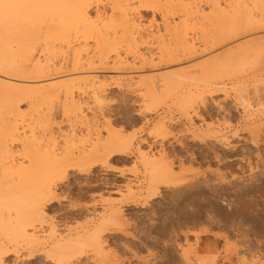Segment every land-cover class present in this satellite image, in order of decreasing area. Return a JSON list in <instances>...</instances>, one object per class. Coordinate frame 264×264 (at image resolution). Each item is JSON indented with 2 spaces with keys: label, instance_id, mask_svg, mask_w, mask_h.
<instances>
[{
  "label": "rangeland",
  "instance_id": "obj_1",
  "mask_svg": "<svg viewBox=\"0 0 264 264\" xmlns=\"http://www.w3.org/2000/svg\"><path fill=\"white\" fill-rule=\"evenodd\" d=\"M164 1L159 0V2L156 5L157 7L156 6L154 8L152 7L153 9L146 8V7L145 8L141 7L140 9L138 8L139 10L137 9V11L134 12V17H133L136 24L139 26H142L140 28L144 32L143 33L144 37L150 36L149 38L151 41L148 39V42H150V44H152V45H149V46L153 47L150 49L148 46L149 43L146 44L147 40L144 41L145 40L144 39L142 41L145 43V45L149 49L145 45L144 46L142 45L144 43H139L137 45L138 46L142 45V46L140 48L138 47L139 49L137 48L136 54H144V55H146V57H148V55L152 54L153 55L152 57L153 58L155 57L153 59L154 61L152 64L148 61L147 64L142 65L141 64L142 62L140 61V59H138L139 58L138 56L135 55L133 57V55L131 56L132 53H128L127 56L125 54V56H126L125 59L123 58L124 56L122 55V59L124 60V61L122 60V62H125V61L126 62L120 66H117L118 68H116L115 66L112 65V62H113L112 59L113 58H112V56H110V59L107 60V66L106 67L105 66L99 67L96 63H94L90 67L92 70L90 68L84 67V69L82 68L83 71L78 70V71H76V73L73 71H70L71 69L69 67L70 70L67 69L68 72H64V70H65L64 69V70H61L59 72L53 70V73L50 71L51 73H49V74L44 73L43 76H42V74L41 75L40 74H33V75H37V76L40 75V77L39 76L35 77V76L31 75L32 73H30V71H29L30 69L24 70V71H26L27 75L24 72L23 74H20V76H18V74H17L14 76V78H12L11 76H13L16 73L12 74L9 72L10 75L8 77V75H7L8 72L5 70L4 72L7 76L4 75V77H6V78L0 76L1 81L4 80L5 82H8V84L6 83V86L12 85L15 83L14 86L16 87V89L19 88L20 85H21L20 88L23 86L26 89L27 88L26 86L28 85V88H29L28 90L33 89V90H30L31 93L30 92L29 93L31 95H29L28 97H26V95H24V96L20 95L19 98H18V96L16 98V96H15L17 102L21 101V102L17 103L13 100L14 103H17V105H15L13 103L14 107L16 108V112L14 111L15 109H12L13 111H10L9 109H7L8 111L7 110H2V111L0 110V112H1L0 113V137L4 138L5 134L4 135L2 134L3 136H1V133H4V132L6 133L7 129L9 131V128H12L11 127L12 125H13L14 129H16L15 134L19 135V136L15 137L16 140L13 138V140H15V141H10L11 140L10 138L9 139L6 138L5 139L6 142H5V140H4V143H2L3 141L1 142L0 146H2L3 148H0V156H1L0 160H2V158L4 157V155L2 157V154H4V150H6L4 148V146H5V147H7L6 151H8L9 154L7 156V159H6L7 161L4 159L5 160V162L3 161L4 164H8L7 166L14 165L15 167H17L20 164L23 166L25 165L27 167L29 165V164L26 165L27 162H30L29 159L31 160V156H30L31 153L30 152H32V150L35 149L36 153H35V151H33L32 154L35 153L34 154L35 156H36V154L38 155L39 150L43 151L44 150L43 147L45 148V146H46V145L44 146L42 144L43 142H45V144L47 143V146L51 143L49 145V148L51 147L50 149L53 150L55 154L60 155V156L58 155L60 158L58 156L57 157L61 161L60 162L61 164H58V165H60V167L62 166V169H61L62 171H60V175L58 177H55V179H53V181H52V187H53V191L51 193L52 195H50L48 197L47 196L44 197L42 199V201L40 202L41 205L39 204V207H40V210L42 213L41 215H43L42 216L43 221L41 223L36 222V224H35V225H37L36 230L39 232V235L42 236L41 238H43L44 241H46V245L44 244V246L45 247L48 246V243H47L48 235L52 231L56 237H58V236L64 237L65 235L73 237V234L75 236L76 232H79V231L84 230V229L87 230V229L92 228L95 225V223L97 222V220L99 219V217H101L102 212L104 213L103 215H105L110 210L117 211L118 216L116 215L117 217L114 218V219H116L115 223L107 225L105 227L104 233L102 234L103 238H101V244H102L101 246L103 249L102 250L103 253L100 256V258L95 256L91 247H89L87 245H83V246L81 245L82 247L80 245L79 246L77 245L75 247V250L78 249L75 253L76 255H74V257H71V259H69V260L67 259L68 261L66 260V261H63L64 263L61 262L59 264H94V263L95 264H149V263L150 264H185V263L189 264L188 262H190L191 264H200L201 262H203L202 261L203 258L208 255V253H209L208 251H210V253H211V254H209L210 256L208 255L210 258L207 256L209 258L211 264H264V239L258 240L257 238L252 237L253 236L252 234H254L256 231L255 229L245 225V226L241 227L242 230L240 229V230H238V232L233 231L232 227L230 226V223L227 224L226 222H223L224 217H222V221L220 220V222H218L216 224H212L208 228L205 225H203V223H200V222H202L201 217L204 213V207L201 203L202 202L201 201V199H202L201 194L197 188L194 189L195 192L192 191V193L194 192L192 195H188L189 193L187 194L184 189H180V191L178 192L177 190L179 188H177V189H175L173 187L167 188L166 186H163V185L161 186V184H159L156 187V189L153 190L155 193L153 191L151 192V194H153V195L155 194L154 196L150 195V194L147 195L146 194L147 192L144 188L146 185V182H147L146 181L147 178H146L144 169L142 170L143 166H142V164H140L141 160H139V155L137 153L138 152L137 150H140L139 152H141L143 154L146 153L150 156L153 155L157 159H158V157H160V158L163 157L164 161H167V163L171 164V167L173 169L172 170L173 173L175 175H178L179 180H181V181H184L187 178L186 175L188 172L183 173V171H188L189 169H194V171L198 170V172H202L206 169V163L204 164V159H203V157H201L203 155V153L205 152V150H203V147L199 144L198 140H195V141L189 140V139H191V137H190V134L188 132L187 119L183 115L184 113H182L181 110L179 109V108L182 109L183 107H185L186 103L189 100L188 97L186 95H184V90L186 89V87L187 86L189 87L191 84L194 85L193 87H195L196 84H197V86L199 84V82L197 83V81H198V79H196L197 77H195L193 79L194 76L192 77L191 75L195 74L196 76H199V78L201 77V75L199 72H197V73H194L191 75H185L184 76L183 73L185 74L186 70L190 69L189 66L195 67V63H196V66H204V67L208 66L209 67V66H212V64L214 62H216L213 64V66L218 64V66L221 68H222V66H224L228 63L227 64L228 66L227 65H226L227 67L225 66V68H228L230 66L237 67V66H239V63L241 66L247 67V65H244L245 61H246V64H248V63L251 65L254 64V66H252L253 68L254 67L258 68V66H259V68H261V66H264V28H262V27H264V23H262L264 21L261 22V20L264 19V18H262V17H264V0H261V1L260 0H254L255 4H254V1L251 4L253 7L251 5H249L251 0H237L238 3L239 2L241 3V4L239 3V5H241V7L238 5V3H237V5H235L236 3L231 1V0H228V2L226 0H224V2H226V4H230L232 2V4H230L232 6L231 10L228 8V11H227V13L231 12V13H228L230 18H231V22L229 21L230 19H228V16L225 17L226 14H224L225 15L224 16L221 13L220 14H218V13L216 14L215 12H213L214 14L212 12L208 13L210 11L208 8L209 2L207 0H196V1L195 0H192V1L187 0V2H189V3L186 2L187 3L186 7L189 6L187 8L189 11H192L194 9L195 4L198 5L199 7L198 6L197 7L200 8V11H202L197 18L194 15H188V17L182 16V15H184L183 13H180V10H181V12H183L182 9H178L181 7H177L174 5V4L178 5L181 3L183 4V2L185 4L186 0L185 1L184 0L183 1H180V0L176 1L178 4L175 3V1H174V3H165V5H164L165 7L168 4H173V6L171 5V7H170V5H168L167 6L168 8L167 7L164 8V6H162L164 4ZM206 1H207V3H206ZM257 1H259V3ZM103 2H102L103 6H105V7L100 6L99 7V13L100 14L103 13V14H105L106 17H109L108 14L110 15V13H109L110 12V10H109L110 5H108L106 3V1H103ZM193 2H194V4H193ZM222 4H223V6H222ZM222 4L220 7L221 8L223 7L222 9H224V13H225V11L227 9H225L224 3H222ZM242 5L245 6L246 8L243 7ZM158 6H161V8H163L162 11H161V9H159L160 7H158ZM134 7H136V5ZM190 7L193 9H191ZM242 7L245 9H247V8H249V9H247L246 12L243 13L242 11L244 9ZM234 9L235 10L238 9L240 12L239 14H237V16H240V18L238 17L239 21H237L236 20L237 17L234 16V14L238 12V10L234 13L232 11ZM163 10H165L164 13H163ZM220 11H222V10H219L217 12H220ZM95 12H97L95 8L94 9L91 8V10L89 11V15L93 19L95 17V14H97ZM206 12L208 13V15ZM248 13L251 14V16ZM241 14H243L244 16L246 15V17H242ZM219 15H221V16H219ZM222 15H223V17H222ZM214 16H216L217 18H215ZM180 17H182V18H180ZM249 17L250 18L254 17V19L256 18L255 19L256 21L254 20V22L259 21V24L255 23L254 25H251L252 23H251V21H250L251 19ZM210 18H212V20ZM225 18L228 21L224 20ZM247 18H249V19H247ZM240 19H241V22H240ZM245 19H247V20H245ZM107 20H108V18L105 21L107 22ZM164 20H166V21L164 22ZM210 20L212 21V23ZM208 21H210V22H208ZM225 21H226V23H225ZM245 21H247V23ZM180 22L182 23V25L180 24ZM165 23L168 24L170 28H173V29L168 28V31L171 30L173 34H174L175 29L177 31V27H179V24H180V27L178 28V30H180V28L182 30H185V31L187 30L186 31L187 38H189L191 40L192 39L195 40V41L193 40L194 42L192 41V43H194L193 48L200 49V50L194 49V52L196 51L195 53H197V52H199V53L201 52V53L200 54L190 53L191 55H193V56H191L186 50H185L186 51L185 52V51H183L184 49L183 50H181L182 48L179 49V47H178L179 45L177 43L178 40H177L176 45H178L177 46L178 50H181L180 52L182 54L179 53V51L175 47V43H173V42H175V41H173L174 38L171 39L172 36L170 37V35H169V34H171L170 33L171 31L169 32V34H168L167 30L165 31V29L168 27V25H167V27L165 26ZM176 23H177V25H176ZM213 23H215L216 26ZM224 23H225V25H224ZM174 24L177 26L175 29H174V26H175ZM228 24H230V25H228ZM233 24H234V26H233ZM247 24H249L247 26L248 28L245 27ZM184 25H187L185 29H184V27H185ZM256 25L257 26L259 25V27L256 28ZM232 26H233V28H236V29L238 28L237 32H235V30L232 28ZM143 27L146 29H144ZM33 28H34V32H35L36 29H35V27H33ZM36 28H37V26H36ZM230 29H232L235 34H232V31ZM249 30L252 32H249ZM119 32H120L119 30H117L115 32L118 37L116 35H115V37H113L114 32L111 31L112 34L109 33L110 34L109 37L111 38V40L113 38H114L113 40H115L117 37L116 41L121 39L122 42H120V40L117 42L115 41V42L119 43V44H123V45L119 46V47H121V48H119V50L122 52V51H125V48L127 46V44H125V43L127 41L125 42L126 38L122 39L121 36H119L121 34ZM159 33H161V34H159ZM214 33H215V35H214ZM221 33L223 35L219 36ZM35 34L37 35V37L41 36L38 31L35 32ZM147 34H148V36H147ZM152 34L154 35V37H152L153 36ZM166 34H168V35H166ZM173 34H171V35H173ZM157 36H158V38H157ZM217 36H219V37H217ZM166 37L168 38V40H165ZM230 37H232V38H230ZM159 38H164V40H165L164 42L166 43V45H165V43L163 45L167 46L168 50L170 48L171 54L169 53L170 55H168V56H173V59L174 60L176 59L175 62H173L174 60L173 61L168 60L169 62L167 60H165L164 62L158 63V62H160V60H159L160 57H159V59H157V55L155 53L157 50H155V49L157 46L156 44L159 41ZM216 38H219V39H216ZM38 42L41 43L40 40H38L36 43H38ZM254 42H256V44ZM257 42L259 43V45ZM22 44H23V46H26L24 42H22L21 45ZM251 44H253V46ZM0 45H1V42H0ZM10 45H12L11 46L12 48L14 47V44H10ZM16 45H15V48H13V49L10 47V50L12 49L11 50L12 53L15 52L14 49H16ZM123 46H124V48H123ZM165 46H163V47H165ZM250 46H252V47H250ZM86 47H85L86 49L83 50L84 52H82V54H81L82 57H84L83 59H85L87 57V55L91 56L92 53L94 52L93 42L89 41L88 45ZM234 47H237L238 52H236V49ZM225 48H226V50H225ZM254 48H256V49H254ZM174 49H175V51H174ZM153 50H155V51H153ZM233 51H235V53H233ZM245 51H246V53H245ZM57 53H59V52H57ZM57 53H55V55L52 56L53 58L51 57V59H53L52 60L53 62L51 61L52 63L50 62V64L55 65L58 62H60V64L63 62L62 59L64 58L65 55H63V58H62L61 53H59V54H57ZM218 53H219V55H218ZM240 53H242V54H240ZM13 54H17V51H16V53H13ZM162 54L164 56L163 59H167V58H165V57H167V55L165 56L164 52ZM228 54L229 55L232 54L231 57ZM252 54H254V57ZM34 55L42 58V56L45 54L41 53L40 50H38L36 53H34ZM144 55H143V58H145ZM236 55H237V57L239 55V58H237ZM250 55H252V56H250ZM260 55H262V56H260ZM226 56H227V58L231 59V60L229 59L230 62H228L229 60L227 58L225 59ZM16 57H17V55H16ZM242 57H243L244 61L242 60ZM17 58L19 59V57H17ZM240 58H241V60H240ZM251 58L255 59V61H253V63H252V61H250ZM260 58H262V60ZM16 59L13 60L14 65L18 64L20 67L21 66L30 67V65H31V63H29V62L28 63H26L25 61L20 62L22 60L21 58L19 60H16ZM224 59H225V61H223ZM237 59L240 61L238 62ZM247 59H249V60H247ZM157 60H159V61L157 62ZM247 61H249V62H247ZM24 62L26 64H24ZM64 62H65V58H64ZM139 62L141 64V66H139ZM255 62H257L256 66H255ZM219 63H221V64H219ZM95 64H96V66H94ZM127 64L130 66V68ZM190 64H192V65H190ZM58 65H59V63L55 65L56 70H57V68H59ZM124 65H126V66H124ZM142 66H143V68L141 69ZM140 69H141V71H140ZM161 71H163L162 75H166L165 73H167V75H168V73L172 74V72H173V74L174 73L177 74V76L175 74H174V76H175V78L178 77L180 83H178L177 78L176 79L173 78V80L175 79L176 82L178 83V84L177 83H174V84L181 85L178 88L182 87L183 90L177 89L176 91L174 90L173 93L169 94V91L167 89V88H169L168 87L169 84H168L167 87L165 86L163 88L164 93L167 95L166 98H165L164 94L163 95H157V97H155L156 96L155 95L154 96L155 101H153V99H150L152 96H145L144 94H143L144 95L143 96L141 94L142 92L140 94H138L139 91L137 92L138 89L136 87H138L139 85H135V86L132 85L131 88L129 85H127V86H129L128 88L125 87L122 89H118L117 87L114 86V84H112L115 81L116 77H118V78L121 77L119 79H122L121 81L126 83L127 77L129 79V76H130V78H133V79L134 78H140V77L142 78V77H146V76L151 77V75H156L158 72H159L158 74L160 75L162 73ZM4 72L2 71L0 73H4ZM174 76H172V77H174ZM181 76L184 78H182ZM10 77L12 79H15V78H18V79H15V80L11 79L12 80V82H11L9 79ZM101 77H102L104 82L102 81ZM190 77H192L193 80H197V81H195V82L193 81L194 84L191 83L190 85H188L190 82H187V80L191 79ZM68 78L70 80H75V81L79 80L78 85L80 84L79 85L80 87H77L74 85L75 87L80 88V90L78 89L79 91L74 87L72 89V92H74L73 98L75 99V100L73 99L74 100L73 103L72 102L70 103L69 100L64 99V97L61 94L60 95L53 94L54 92L55 93L58 92L56 85L60 84V82L62 84V82L69 81ZM110 78L111 79L114 78V80L112 79L113 81H111ZM35 79H37V80H35ZM155 79H153V80H155ZM168 79H170V78H168ZM262 79H264V78H262ZM171 80H172V78H171ZM98 81L99 82L101 81L103 83L102 86L103 85L105 86L104 87L105 92L102 95L95 91L96 86L98 84L101 85V83H99ZM155 81H158V79H156ZM168 81H166V82H168ZM9 82H10V84H9ZM56 82H57V84H56ZM80 82H82V84ZM1 83H3V82H1ZM93 83H95L97 85H95ZM172 83H170V84H172ZM157 84H159V83L157 82ZM192 85L190 86L191 88H192ZM15 87H13V88H15ZM49 87H51V88H49ZM52 87L57 89V91H55V89H53ZM24 88H21V89H24ZM44 88H46V89L43 90ZM47 88H49V89H47ZM35 89H36V91H38V90L40 91L39 94H37L38 92L33 93V91ZM51 89H52V91H51ZM182 91H183V93H182ZM178 92H179V94H178ZM32 93L35 95H33ZM49 93H51L53 95V97ZM44 95H47V96H44ZM3 96H4V99H7L9 97L11 98V94H9V93H8V95H3ZM93 96H95V97H93ZM159 96H160V98H159ZM162 97H164V98L162 101H160V99ZM36 98L39 100H37ZM49 99H50V101H46ZM42 101H43V103H42ZM184 101L185 102L187 101V102L185 103ZM39 102H40V104H39ZM46 102H48V103L46 104ZM197 102H199V101L196 99V103ZM153 104H155L156 107L153 106ZM4 111H6L7 113H5ZM9 112H10V114H9ZM17 112H19V114H21V115H18ZM80 117H82V119H80ZM5 119H6V121H5ZM7 120H8V124H9L8 126L5 124V122H7ZM154 123H157V124L155 125ZM159 124H160V126L164 127L166 130V132H162V136L160 135L161 134L160 131H163V129L161 130L162 127H160V128L158 127L160 129L159 132H158L159 129L156 128L158 133L156 132V134H154V132L156 131L154 129V127H157ZM193 126H194L193 128L195 130H197V127L199 126V121H194ZM179 131H180V133H179ZM96 132L97 133L99 132L98 134H99V137L101 138V140L103 141V142L101 141L103 144H104V142H106L108 140V137H110V136H111V138H110L111 140H113V138L117 139L118 137H119V139L121 137H123L122 139H125V138L128 139L127 137H130L131 135L134 136V138L131 139L132 140L131 146H129V148L128 147L123 148V147L111 146V147L106 149V147L101 148L98 145H97V147H95L97 144V143H94V141H96L95 140L96 139V135H95ZM163 133H165L166 136ZM169 133H172V134L169 135ZM34 136H35V138H34ZM114 136H116V137H114ZM22 140H23V142H22ZM29 140H30V142L35 140V141H37V143L39 142V144L43 141L41 143V145L43 146L42 149H36L37 145H35V142L30 143V142H28ZM89 140H90V142H89ZM26 141H27V143H26ZM64 143H66L68 145L70 144V146H68ZM90 143H91V145H90ZM28 144L29 145L31 144V146L28 147ZM93 144H94V146H93ZM98 144L100 145V143H98ZM25 145H27V146H25ZM92 146H93V149H92ZM38 147H40V146H38ZM89 147L91 149H89ZM86 148H87V150H86ZM95 148H96V150L94 151ZM120 148H122V150H120ZM127 148H128V151H127ZM109 149H111L110 153L108 152ZM22 150L24 152H22ZM246 150H248V148ZM104 151H105V153H104ZM201 151H202V153H201ZM17 152H18V154H15ZM162 152H163V154H162ZM24 153H25V155H24ZM165 153L167 155H164ZM191 153H192V155L196 161V162L194 161V163H192V164L189 161V160H191L190 159L191 157H189L191 155ZM160 154H161V156H160ZM186 154H187V156H186ZM95 155H97V156L95 157ZM66 156H67V159H66ZM166 157H167V159H166ZM4 158H6V157H4ZM201 158H202V160H201ZM209 159H210V157H209ZM64 160H66V161H64ZM79 160H81V161H79ZM89 160H91V161H89ZM85 164H87L88 166L86 167ZM83 166H85V167H83ZM79 167H80V169L81 168H83V169L80 170ZM214 167H215L214 164L211 163L210 169H214ZM181 174H183V175H181ZM6 176L7 175H5V177ZM3 177H4V175L0 178H3ZM8 177L11 178V176H7L6 178H8ZM3 179H1L0 181L2 182ZM5 181H6V179L3 181V183ZM8 181H11V180L9 179ZM143 181H146V182H143ZM127 185H129L131 187L130 190L133 189L132 191H129L132 194H130L125 189V186L127 187ZM171 189H175L176 191H172ZM181 190H183V192ZM126 191H127V194H126ZM122 193H125V194H122ZM146 196H148L149 199ZM106 199H108V200L112 199L113 202H112V200H111V202H108V200H106ZM95 200H96V202H95ZM143 202L145 204L142 205ZM148 206H150V207H148ZM222 213H221V216H223L225 214L224 211H222ZM146 214H148V215H146ZM151 216H153V217H151ZM171 216H172V218H171ZM221 216H220V219H221ZM232 217H234V216H232ZM154 219H156V220H154ZM151 220H153V221H151ZM152 222L154 225L152 224ZM155 222H156V225H155ZM37 223H39V225ZM202 225L204 226V228L201 227ZM119 226L121 228H119ZM204 229L208 230L207 234L205 232H202V230H204ZM1 230L2 229L0 227V234L2 233ZM160 230H161V232H160ZM243 232L247 233L248 237H246V238L241 237L240 233H243ZM212 233H213V235H212ZM228 233H230V234H228ZM159 234L162 237H160ZM214 234H215V237H214ZM217 235H218V237L220 235L221 238L222 237L223 238L222 239L220 237L218 238ZM3 236L4 235H0V245H2V244L4 245V246L2 245V247L5 250V254L0 255V264H53V263L58 264L57 262L50 260L49 257L47 258L46 255H44V253L39 251V249L37 250V248L33 249V248H29L28 246H26V244H25L26 242L22 243L21 241H18V240H16V242H15L14 241L15 239L13 240L12 236L11 237L7 236L8 239L10 238L9 240L6 239L5 236L3 239V238H1ZM237 236H239V237H237ZM204 237L206 239H203ZM200 239L207 240V241L203 242V243H199L200 241L202 242V240H200ZM8 241H10V242H8ZM208 241H209V243H208ZM12 243H14L15 245ZM206 243L209 245L210 250H208L209 247L207 245H205L206 247H208V248H206L207 251H206V249H203L202 252L206 251L207 253L206 252L202 253L201 252V250H202L201 246L203 247V245ZM10 248H11V250H10ZM196 248H197V251H195V252L197 254L195 256H197V257H195V258L200 257L199 258V260H200L202 257V260L199 261L200 263H197V262L195 263V261H197L198 259L196 260L193 257L195 259V261H193L194 259L191 258L193 253H195L194 250H192V249H196ZM198 248L200 251L198 250ZM29 250H31V251L29 252ZM32 251H33V253H32ZM192 251H193V253H191ZM38 252L41 254V256L39 255ZM188 253L191 254V256L188 255ZM198 253L202 256H200ZM30 254H32V255L34 254V255L31 258H27L28 255H30ZM186 254H187V256H189L188 258L186 256ZM203 254H204V257H203ZM214 254H215V256L213 257ZM211 255H212V257H211ZM184 258H185V260H184ZM186 258L189 261H187ZM189 258H191V261L193 263L190 261ZM206 259H204V261ZM211 259L213 260V262Z\"/></svg>",
  "mask_w": 264,
  "mask_h": 264
},
{
  "label": "bare ground",
  "instance_id": "obj_2",
  "mask_svg": "<svg viewBox=\"0 0 264 264\" xmlns=\"http://www.w3.org/2000/svg\"><path fill=\"white\" fill-rule=\"evenodd\" d=\"M103 1H106V3L108 5H110L109 6L110 15L108 14L109 17H106L105 14H103V13L102 14L99 13V7L103 6V3H104ZM174 1H175V3H177L176 1H178V0H165L164 4L163 5L161 4V5L164 6L165 3H174ZM180 1H183V0H180ZM207 1L209 2L208 8L210 11L208 13L215 12L216 14L217 13L218 14L221 13L223 15L226 14V16L225 15L224 16L225 17L228 16V19H230L229 21L231 22V18L228 14L231 12L227 13V11H228V8L231 10L232 6L230 4H232V2L231 3L229 2L230 4H226V2H224V0H217V1L216 0H207ZM207 1H206V3H207ZM226 1L228 2V0H226ZM231 1L235 2L236 3L235 5H237V3H238L237 0H231ZM253 1L254 0H251L249 5H251L253 3ZM158 2H159V0H0V42H1V45H0V72H2V71L4 72L6 70L8 72V73L6 72L8 77L10 75L9 72L12 74L16 73L13 76H11L12 78H14V76L17 74H18V76H20V74H23L24 72L26 74V71H24V70L30 69L29 71H30V73H32L31 75H33V74H40L41 75L42 74V76H43L44 73H48V74L51 72L53 73V70L59 72V71L65 69L66 71L64 70V72H68L67 69H69V67H70L71 70L70 69L69 70L76 73V71L82 70V68L84 69V67L90 68L94 63H96L99 67H102V66L106 67L107 66V60L110 59V56H112V58H113L112 59V61H113L112 65L115 66L116 68H118L117 66H120L126 62V61L122 62V60H123L122 55L124 56L123 58L125 59L128 53H132L131 56L133 55V57L135 55L138 56L139 57L138 59H140V61L142 62L141 63L142 65L147 64L148 61L152 64L154 61L153 59L155 57L153 58L152 57L153 55L151 53H150L151 55H148V57H146V55H144V54H136L137 48L138 47L140 48L142 45L143 46L145 45V43L142 40H144V39H145L144 41L147 40L146 44L149 43L148 46L152 45V44H150V42H148V39L150 40V38H149L150 36L144 37V35H143L144 32L140 28L142 26L137 25L136 22L134 21L133 17H134V12L137 11L138 8L140 9L141 7H144V8L146 7V8L153 9L157 5ZM186 2H187V0L185 1V4L183 2V4L177 3L179 6L176 4H174V5L177 7H181L178 9H182L183 12H181V10H180V13L184 14L182 16L188 17V15H194L197 18L200 15V13L202 12V11H200V8H198L199 6L195 4L194 9L190 7L193 10L189 11L187 9L189 6L186 7L187 3H189V2H187V3ZM194 2H193V4H194ZM257 2L259 3V1H257ZM222 3H224L225 9H227L225 11V13H224V9H222L223 7L222 8L220 7ZM239 3H238V5H239ZM254 4H255V1H254ZM135 5H136V7H134ZM168 5H170V7H171V5L173 6V4H168ZM222 6H223V4H222ZM239 6L241 7V5H239ZM103 7H105V6H103ZM158 7H160L159 9H161V11H162L163 8H161V6H158ZM166 7L164 6V8H166ZM243 7H245V6H243ZM91 8H93V9L95 8L97 11V12H95L97 14H95L94 19L89 15V11L91 10ZM245 8H243L245 11L241 10L243 13H245L246 10L249 9V8H247V9H245ZM238 9H236V10L234 9L232 11L235 13ZM219 10H222L223 12L222 11L217 12ZM239 10L237 13L234 14V16L237 17V19H236L237 21H239V18H240V16H237V14L240 13ZM164 11L165 10H163V13H164ZM208 13H207V15H208ZM223 15H222V17H223ZM241 15H242V17H246V15L245 16L243 14H241ZM249 15L251 16V14H249ZM219 16H221V15H219ZM214 17L217 18L216 16H214ZM107 18H108V20L106 22L105 20ZM180 18H182V17H180ZM249 18H247V19H249ZM262 18H264V17H262ZM210 19L212 20V18H210ZM247 19H245V20H247ZM250 19H251L250 21L252 23L251 25H254L255 23L259 24V21L254 22V20L256 18L254 19V17H251ZM224 20H227V19L225 18ZM165 21L166 20H164V22ZM210 21H208V22H210ZM262 21H264V19H262L261 22ZM240 22H241V19H240ZM245 22L247 23V21H245ZM211 23H212V21H211ZM225 23H226V21H225ZM225 23H224V25H225ZM262 23H264V22H262ZM180 24L182 25L181 22H180ZM180 24H179V27H180ZM213 24L215 25V23H213ZM167 25L168 24L165 23L166 27H167ZM176 25H177V23H176ZM176 25L174 26V29L177 27ZM228 25H230V24H228ZM248 25L249 24H247L246 26L244 25V26L247 27ZM36 26H37V28H36ZM184 26H185L184 27V29H185L187 25H184ZM233 26H234V24H233ZM233 26H232V28H233ZM33 27H35V29L39 32V34L41 36L37 37V35L35 34V32H37V31L35 30V32H34ZM179 27H177V31H176V29L174 30V34L172 33L171 30L168 31V28L173 29V28H170L169 25L165 29V31L167 30L168 34L171 31L170 33L173 34V35H171V34H169V35H170V37L172 36L171 39L174 38L173 41H175V42H173V43H175V47L177 48V50L179 47V49L182 48L181 50L184 49L183 51L186 50L189 54L195 53L196 51L194 52V49H196V48H193L194 43H192V41L194 39L191 40V39L187 38V33H186L187 30L185 31V30H182L181 28H180V30H178ZM257 27H259V25L258 26L256 25V28ZM262 28H264V27H262ZM144 29H146V28H144ZM233 29L235 30V32H237L238 28L237 29L233 28ZM117 30H119L120 31L119 33H121L119 36H121L122 39L126 38L125 42L127 41L125 43V44H127L125 51H122V52L119 50V48H121L119 46L123 45V44L116 43L119 40H120V42H122L121 39L116 41L118 36L115 32ZM230 30L232 31V34H235L232 29H230ZM111 31L114 32L113 37H115V35L117 36L115 40H113L114 38L112 36H111L113 38L112 40L109 37V35L112 34ZM249 32H252V31L249 30ZM159 34H161V33H159ZM168 34H166V35H168ZM214 35H215V33H214ZM221 35H223V34L221 33L219 36H221ZM147 36H148V34H147ZM219 36H217V37H219ZM152 37H154V35ZM167 37L165 40H168ZM157 38H158V36H157ZM230 38H232V37H230ZM216 39H219V38H216ZM38 40H40L41 43H39V42L36 43ZM165 40H164V38H159V41L157 40L158 42L156 44L157 46L155 49L157 51L155 53L157 55V59H159V57H160V59H159L160 62H158L159 60H157L158 63L164 62L165 60H167V61L168 60L169 61L174 60L173 56H168L171 53H170V48L168 50V47L165 46L166 45V43L164 42ZM177 40H178L177 43L179 46L176 45ZM89 41L93 42L94 52L92 53L91 56L87 55V57L85 59H83L84 57H82L81 54H82V52H84L83 50L87 48L86 46L88 45ZM22 42H24L26 46H23V44L21 45ZM139 43H144V44H142L141 46H138L137 44H139ZM164 43H165V45H163ZM254 43L256 44V42H254ZM10 44H14L13 48H15V45L17 44L16 49H14L15 52H13V53H16V51H17V54L12 53L11 50L13 48L11 47L12 45H10ZM253 44H251V45L253 46ZM258 45H259V43H258ZM163 46H165V47H163ZM252 46H250V47H252ZM10 47L12 48L11 50H10ZM123 48H124V46H123ZM149 48L151 49L153 47L149 46ZM226 48H225V50H226ZM234 48L236 49V52H238L237 47H234ZM254 49H256V48H254ZM38 50H40L41 53L45 54L42 56V58L34 55V53H36ZM155 50H153V51H155ZM181 50H178L179 53H181L180 52ZM198 50H200V49H198ZM174 51H175V49H174ZM57 52L61 53L62 58H63V55H65L64 56L65 62H64V58L62 59L63 62L61 64H60V62L57 61L59 63V65H58L59 68H57V70H56L55 65L58 63H56L54 65V64H50V62L53 60V59H51V57L53 55H55V53H57ZM163 52H164L165 56L167 55V57H165L167 59H163L164 58V56L162 54ZM59 53H57V54H59ZM197 53L200 54L201 52L200 53L197 52ZM197 53H195V54H197ZM219 53H218V55H219ZM233 53H235V51H233ZM242 53H240V54H242ZM245 53H246V51H245ZM125 54H126V56H125ZM16 55H17V57H19V59L20 58L22 59L20 62L25 61L26 63H28V62L31 63L30 67H28V66H25V67L21 66L20 67L18 64L14 65L13 60H15L17 58ZM143 55L145 56V58H143ZM231 55H229V56L231 57ZM252 55L254 57V54H252ZM252 55H250V56H252ZM191 56H193V55H191ZM260 56H262V55H260ZM236 57H237V55H236ZM226 58H227V56L225 57V59ZM237 58H239V55ZM19 59L17 58L16 60H19ZM225 59L223 61H225ZM227 59L229 60L230 58H227ZM252 59L253 58H251L250 61H252V63H253V61H255V59H253V60ZM260 59L262 60V58H260ZM230 60L228 62H230ZM240 60H241V58H240ZM240 60L237 59L238 62ZM242 60H243V57H242ZM247 60H249V59H247ZM175 61H176V59L173 62H175ZM25 62H24V64H26ZM247 62H249V61H247ZM214 63H216V62H214ZM221 63H219V64H221ZM96 64L94 66H96ZM141 64L139 62V66H141ZM213 64H212V66H209V67L205 66L206 67L205 68L204 66H196V63H195V67L189 66L190 69L186 70L185 74L183 73V75L185 76V75H191V74L199 72L201 75V77H200L201 79L199 78V76H196L194 74L191 76L192 77L194 76L193 79L195 77H197L196 79H198V81L193 80L192 77H190L191 78V79H189L190 81L187 80V82H190L188 85L193 83V81L194 82L197 81V83L199 82V84H198V86L196 84L195 87H193L194 85L191 84L192 88L190 87L191 85L189 86L190 88L188 86H187L188 88L185 86L186 89L184 90V95H186L189 100H188V102L186 101L187 103L184 101L186 103L185 107H183L182 109L179 108L181 110V112L184 113L183 115L187 119L188 132H189L190 137H191V139H189V140H192V141L198 140L199 144L203 147V150H205V152L203 153V155L201 157H203V159H204V164L206 163V169L202 172H198V170L194 171V169H189L188 171H183V173H185V172L186 173L188 172V173L186 175L187 178L185 177L186 179L184 178L185 180L181 181V180H179L178 175H175L173 173V171H172L173 169L171 167V164L167 163V161H164L163 157L162 158L158 157V159H157L153 155L150 156L146 153L143 154V153L139 152L140 150H137L138 151L137 153L139 155V160H141L140 164H142V166H143L142 170L144 169V172H145V175L147 178L146 179L147 182L143 181V182H146V185L144 188L147 192L146 193L147 195L148 194L153 195V194H151V192L154 189H156V187L159 184H161V186L162 185L166 186L167 188L168 187H170V188L173 187L175 189L179 188L177 190L178 192L180 191V189H184L187 194L189 193L188 195H192L195 192L194 189L197 188L198 191L200 192L201 198H202L201 199L202 202L201 201L200 202L202 203V205L204 207V213L201 217L202 222H200V223H203V225H205L208 228L212 224H216V223L220 222V220L222 221V217H224L223 222H226L227 224L230 223V226L232 227L233 231L238 232V230H240V229L242 230V228H241L242 226L247 225V226L256 230L255 233L252 234L253 235L252 237L257 238L258 240L264 239V79H262V78H264V66H261L259 64L261 66V68H259V66H258V68L257 67L253 68L252 66H254V64H252V65L249 63L246 64V61H245L244 65H247V67L241 66L240 63H239V66H237V67H233V66L229 65L230 67H228V68H225V66L228 63L226 65L222 66V68L219 67L218 64L214 65V66H213ZM190 65H192V64H190ZM256 65H257V62H255V66ZM124 66H126V65H124ZM129 68H130V66H129ZM142 68H143V66L141 67V69ZM141 69H140V71H141ZM161 72L162 73L160 75L158 74L159 73L158 72L156 75H151V77L146 76L147 78L146 77H142V78L140 77V78H134L133 79V78H130V76H129V79L127 77L126 83L122 82L121 81L122 79H119L121 77H119V78L116 77L115 81L112 84H114V86L117 87L118 89H122L125 87L128 88L129 86L131 88L132 85L133 86L139 85L138 86L139 88L136 87L138 89L137 92L139 91L138 94H140L142 92L141 93L142 95L144 94L145 96H152L150 99H153V101H155V98H154L155 95H156L155 97H157V95H163L164 94V96L166 98L167 95L164 93L163 88L165 86L167 87L168 84H169V86H168L169 88H167V89L169 91V94L173 93L174 90L176 91L177 89H182V87L178 88L181 85H177L180 82H179L178 77H176L178 83L176 82V80H175L176 78L174 76L175 73L174 74H173V72H172V74L168 73V75H167V73H165L166 75H162L163 71H161ZM4 75L7 76L5 74V72L0 73L1 77H4ZM40 75H38V76L40 77ZM175 75L177 76V74H175ZM33 76L36 77L37 75H33ZM172 76H174V77H172ZM11 77L9 78L11 82H12V80L18 79V78L12 79ZM4 78H6V77H4ZM155 78L158 79V81H155L156 80ZM168 78H170V79H168ZM171 78H172V80H171ZM173 78H175V79L173 80ZM182 78H184V77H182ZM37 79H35V80H37ZM101 79H102V77H101ZM112 79L114 80V78H112ZM112 79L110 78L111 81H113ZM153 79H155V80H153ZM78 81L69 79V81L62 82V84L60 82V84L56 85L58 92H56V93L54 92L53 94H58V95L61 94L64 97V99L69 100L70 103L71 102L73 103V101L75 99L73 98L74 92H72V89L74 87L77 90L78 89L80 90V88H77V87H80L79 86L80 84L78 85ZM102 81H103V79H102ZM166 81H168L169 83ZM1 82L4 83L5 81L4 80L1 81V79H0V101H1L0 102V110L2 111V110L9 109L10 111H13L12 109H15L14 111L16 112V108L13 105V103H14L13 100L15 102H17L16 98H17V96L19 98L20 95H23V96L26 95V97H28L29 95H31L30 90H33V89L28 90L29 89L28 85L26 86L27 90L23 86L21 88H24V89H21L20 88L21 85L20 86L18 85L19 88L16 89V87L14 86L15 83L14 84L11 83L12 85L6 86V83L8 84V82H5L4 84ZM157 82L160 85L157 84ZM80 83L82 84V82H80ZM95 83H93V84H95ZM99 83H101V85L95 84V85H97L95 88V91L102 95L105 92V89H104L105 86L104 85L102 86L103 83L101 81ZM170 83H172V84H170ZM174 83H177V84H174ZM9 84H10V82H9ZM56 84H57V82H56ZM74 85L77 87H75ZM127 85H129V86H127ZM12 86L15 88H13ZM54 87H52V88L55 89ZM49 88H51V87H49ZM49 88H47V89H49ZM45 89L46 88H44L43 90H45ZM57 89H55V91H57ZM51 91H52V89H51ZM36 92H38L37 94H39L40 91L39 90L36 91V89H35L33 91V93H36ZM8 93L11 94V98L9 97L10 99L9 98L4 99L3 95H8ZM182 93H183V91H182ZM49 94H51V93H49ZM178 94H179V92H178ZM33 95H35V94H33ZM15 96H16V98H15ZM44 96H47V95H44ZM52 97H53V95H52ZM93 97H95V96H93ZM159 98H160V96H159ZM163 98L164 97H162L160 99V101H162ZM196 99L199 102L196 103ZM37 100H39V99H37ZM46 101H50V99L46 100ZM18 102H21V101H18ZM17 103H14V104L17 105ZM42 103H43V101H42ZM47 103L48 102H46V104ZM39 104H40V102H39ZM155 104H153V106H155ZM4 112L7 113L6 111H4ZM9 114H10V112H9ZM17 114L21 115V114H19V112H17ZM80 119H82V117H80ZM5 121H6V119H5ZM194 121H199V126L197 127V130H195L193 128L195 126V125L193 126ZM5 124L7 126L9 125L8 120H7V122H5ZM154 124L156 125L157 123H154ZM11 127L12 128H9V131H8V129L6 130V133L5 132L1 133V136H3L5 134L4 135L5 137L4 138L0 137V145H1L2 141H3L2 143H4V140L6 138H8V139L10 138L11 139L10 141H15L16 140L15 137L19 136V135L15 134L16 129H14L13 125ZM158 127L160 128L162 126H160V124H159L157 127H154V129L156 130V128H158ZM162 129H163V131H160V129L158 130V132L160 131L161 136H162V132H166L164 127H162L161 130ZM156 132H157V130L154 132V134H156ZM98 133L96 132V134H95L96 135V139H95L96 141H94V143H97L95 147H97V145H98L101 148L106 147V149L111 147V146L123 147V148L128 147L129 148V146H131V141H132L131 139L134 138V136L131 135L130 137H127L128 139H126V138L122 139L123 137L120 136L121 137L120 139L118 137L117 139L113 138V140H111L110 139L111 136H110V137H108V140L106 141L107 143L104 142V144H103L102 143L103 141L99 137ZM179 133H180V131H179ZM163 134L165 135V133H163ZM171 134L172 133H169V135H171ZM114 137H116V136H114ZM13 138L15 140H13ZM34 138H35V136H34ZM5 142H6V140H5ZM22 142H23V140H22ZM28 142H30V140ZM33 142H35V145H37L36 149H42L43 146L41 145V143L43 141L40 144H39V142L37 143V141H35V140L30 142V143H33ZM89 142H90V140H89ZM26 143H27V141H26ZM98 143H100L101 146ZM42 144L44 146L45 145L46 146H45V148L43 147V149H44L43 151L39 150V154L38 155L36 154L37 157L34 155L36 153V150L34 149L35 147L33 146L34 150H32V152L35 151V153L32 154V152H30L31 153L30 154L31 160L29 159L30 162H27L26 165L29 164L27 167L25 165L23 166L20 164L17 167H15L14 165L7 166L8 164H4L3 161L5 162L9 152L6 151L7 147H5L3 145L6 150H4V154H2V157L4 155V157H6V158L3 157L2 160H0V177H2L4 175V177H3L4 179L0 178V180L3 179L2 182L0 181L2 183V184L0 183V227L2 229L1 230L2 233L0 235H4L6 237V239H8L7 236H10V237L12 236L13 240L15 239L14 240L15 242H16V240L21 241L22 243L26 242L25 243L26 246H28L29 248H33V249L37 248V250L39 249V251L44 253V255H46L47 258L49 257L50 260L57 262L58 264L63 262V261H66L67 259L68 260L71 259V257H74V255H76L75 254L76 251L78 250V249L75 250V247L77 245L78 246L79 245L80 246L81 245L82 246L87 245V246L91 247L95 256L100 258V256L103 253V251H102L103 249L101 246L102 245L101 244V238H103L102 234L104 233L105 227L107 225L115 223L116 219H114V218H116L118 216L117 211H115V210L109 209L110 211L109 212L107 211L108 213L105 215H103L104 213L102 212L101 217H99V219L97 220V222L95 223V225L92 228L87 229V230L84 229V230H81L79 232H76L75 236L73 234V237L72 236H66V235L64 237H60V236L56 237L52 231L48 235V239H47L48 246L47 247L44 246V244L46 245V241H44V239L41 238L42 236H40L39 232L36 230L37 225H35L36 222L41 223L43 221V217H42L43 215H41L42 213H41L39 204L44 197H46V196L48 197V196L52 195L51 194L53 191L52 181H53V179H55V177H58L60 175V171H62L61 170L62 166L60 167V165H58V164H61L60 163L61 161L58 159V157L60 155L58 154L59 155L58 156L57 154L54 153L53 150L50 149L51 147L49 148V145L51 143L48 146H47V143L45 144V142H43ZM64 144H66V143H64ZM66 145H68V144H66ZM90 145H91V143H90ZM25 146H27V145H25ZM29 146H31V144L30 145L28 144V147ZM38 146H40V147H38ZM68 146H70V144ZM93 146H94V144H93ZM93 146H92V149H93ZM246 147L248 148V150H246L247 149ZM0 148H3V147L0 146ZM128 148H127V151H128ZM89 149H91V148L89 147ZM86 150H87V148H86ZM95 150H96V148L94 149V151ZM110 150L111 149L108 150L109 153H110ZM120 150H122V148H120ZM22 152H24V151L22 150ZM25 153H24V155H25ZM104 153H105V151H104ZM201 153H202V151H201ZM15 154H18V152ZM162 154H163V152H162ZM164 155H167V154L165 153ZM96 156L97 155H95V157ZM160 156H161V154H160ZM186 156H187V154H186ZM189 157H191L190 158L191 160H189L190 163L191 164L194 163L195 158L193 157L192 153ZM209 157H210V159H209ZM0 158H1V156H0ZM66 159H67V156H66ZM166 159H167V157H166ZM201 160H202V158H201ZM64 161H66V160H64ZM79 161H81V160H79ZM89 161H91V160H89ZM211 163L214 164V166H215L214 169H210ZM85 166L87 167L88 165L85 164ZM85 166H83V167H85ZM79 169H80V167H79ZM81 169H83V168H81ZM5 175L11 176V178L8 177L11 181H8L9 179L6 178L7 176L5 177ZM181 175H183V174H181ZM5 179H6V181L3 183V181ZM129 185H127V187L125 186V189L128 192L133 190V189L130 190L131 187ZM175 189H171V190L176 191ZM127 191H126V194H127ZM181 191L183 192V190H181ZM192 191H194V192L192 193ZM129 193L132 194L131 192H129ZM122 194H125V193H122ZM146 197L148 198V196H146ZM106 200H108V199H106ZM111 200H108V202H111ZM95 202H96V200H95ZM112 202H113V200H112ZM143 204H145V203L143 202L142 205ZM150 206H148V207H150ZM222 211H224L225 216L224 215L221 216ZM146 215H148V214H146ZM220 216H221V219H220ZM232 216H234V217H232ZM151 217H153V216H151ZM171 218H172V216H171ZM154 220H156V219H154ZM151 221H153V220H151ZM37 224L39 225V223H37ZM152 224H153V222H152ZM155 225H156V222H155ZM203 225L201 227L204 228ZM119 228H121V227L119 226ZM160 232H161V230H160ZM202 232H205L207 234L208 230L204 229V230H202ZM228 234H230V233H228ZM240 234H241V237H243V238L248 237L247 233H245V232L240 233ZM212 235H213V233H212ZM220 235H219V237L221 238L222 235L221 236ZM4 236L1 238L4 239ZM159 236H160V234H159ZM160 237H162V236H160ZM214 237H215V234H214ZM217 237H218V235H217ZM237 237H239V236H237ZM203 239H206V238L204 237ZM200 240H202V239H200ZM206 241L207 240H202V242L201 241L200 242L198 241V242L203 243ZM8 242H10V241H8ZM208 243H209V241H208ZM12 244H14V243H12ZM2 245H0V255L5 254V250L2 247ZM205 245H207L209 247V245L207 243L204 244L203 247L201 246V249H202L201 252L203 251V249L208 248ZM10 250H11V248H10ZM192 250H194V252H195V251H197V248L192 249ZM198 250H199V248H198ZM208 250H210V247ZM30 251L31 250H29V252ZM206 251H207V249H206ZM206 251H204V252H206ZM204 252H202V253H204ZM208 252H209L208 255L211 254L210 251H208ZM32 253H33V251H32ZM191 253H193V251ZM196 254H197L196 252L193 253L194 256L192 255L191 258L194 259L195 257H197V256H195ZM30 255H28V257L27 256L26 257L31 258L34 254L33 255L30 254ZM39 255L41 256L40 253H39ZM188 255L191 256V254H189V253H188ZM186 256H187V254H186ZM200 256H202V255H200ZM207 256L204 257V254H203V257H204L203 260H202V257L200 260H199L200 257H198V258H195L196 260L198 259L197 261H195V259L193 261H195V263L196 262L200 263L199 261L202 260L203 262H201L200 264H202V263L203 264H209V263L211 264V262L209 260L210 255L208 256L209 258ZM214 256H215V254L213 255V257ZM188 257L189 256H187V258ZM211 257H212V255H211ZM187 258H186V260H187ZM191 258H189L190 261H191ZM204 259H206V260L204 261ZM184 260H185V258H184ZM187 261H189V260H187ZM212 262H213V260H212ZM188 263L191 264L190 262H188Z\"/></svg>",
  "mask_w": 264,
  "mask_h": 264
}]
</instances>
